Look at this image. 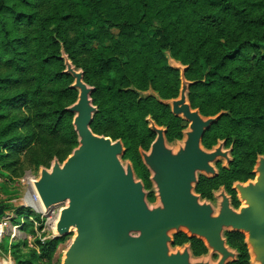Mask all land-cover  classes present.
Instances as JSON below:
<instances>
[{
  "label": "trees",
  "instance_id": "trees-1",
  "mask_svg": "<svg viewBox=\"0 0 264 264\" xmlns=\"http://www.w3.org/2000/svg\"><path fill=\"white\" fill-rule=\"evenodd\" d=\"M61 45L94 89L91 130L121 140L122 159L132 164L137 140L148 139V115L170 129L169 140L180 138L183 120L158 101L175 98L180 89L168 54L194 83L191 108L205 117L224 113L213 125V140L238 143L233 179L255 176L256 157L264 154V0H0V159L6 168L21 155L47 168L46 161L63 162L77 147L71 114L64 111L77 94L63 73ZM149 91L156 97L143 96ZM29 214L17 227L32 235L34 248L26 242L0 247L16 264H56L66 237L41 240ZM35 217L41 231L43 221ZM226 241L237 251L229 264H250L243 234L228 232ZM196 243L193 254L206 253Z\"/></svg>",
  "mask_w": 264,
  "mask_h": 264
},
{
  "label": "water",
  "instance_id": "water-1",
  "mask_svg": "<svg viewBox=\"0 0 264 264\" xmlns=\"http://www.w3.org/2000/svg\"><path fill=\"white\" fill-rule=\"evenodd\" d=\"M166 57L169 67L180 74L179 96L167 101L157 99L168 105L175 117L189 122L190 132L184 148L173 155L165 144L164 129L148 119L150 130L158 137L144 159L160 183L163 206L151 210L132 164L122 163L121 140L112 141L91 130L97 112L91 99L94 89L84 82L83 71L76 69L61 46L63 73L73 79L69 88L77 92L74 104L65 109L73 115L77 147L63 162L54 158L49 168L40 167L39 177L31 183L46 210L65 205L51 237L72 235L60 264L234 263L236 252L227 245L224 232L243 234L250 264H264V156L256 161L254 180L236 186L245 206L231 209L227 199L219 204L222 209H211L209 204L205 208L197 206L196 198L189 194V183L197 170H204L207 176L215 174L210 161L217 154L204 153L201 138L224 113L203 118L198 110H192L188 90L194 83L184 77L187 67L168 54ZM4 215L0 207V217ZM180 230L203 239L217 261L194 259L188 247L171 249V234Z\"/></svg>",
  "mask_w": 264,
  "mask_h": 264
},
{
  "label": "flooded vegetation",
  "instance_id": "flooded-vegetation-1",
  "mask_svg": "<svg viewBox=\"0 0 264 264\" xmlns=\"http://www.w3.org/2000/svg\"><path fill=\"white\" fill-rule=\"evenodd\" d=\"M178 96L179 93L175 98L166 99V100H174L178 98ZM148 97H156V95L154 96L149 95ZM192 110H198L200 116H202L203 118H209L203 116L200 113L199 109L192 108ZM148 119L152 121L158 129L159 128L164 129L163 135L165 138V144L169 148L173 146H177L179 143H181V141L184 138V131H186L189 127V122H186L184 120L179 121V125L181 127L180 138H174L173 140H169L168 136L171 133V131L167 126L157 125L150 115L144 117L143 119V121L146 123V129L149 130V135L147 140L142 138L140 140L139 139L137 140L138 144L136 145L137 147L135 150V158H134L135 160L132 163L133 165L132 167L134 170L136 180L140 182L142 185L146 202L148 204L154 205L156 209H163V206L161 205V201L159 199L160 188H161L160 183L157 182L156 180L157 176L153 171H151V169L146 164L145 159L143 157V154L149 155L151 153L152 145L158 137L156 132L150 130L149 126L151 122ZM215 131H216L215 126H212L208 131L204 133L200 142V148L204 153L206 154L207 153L209 154L211 152L217 153L216 158L213 161H210V166L212 167L215 174L207 176L203 172L204 170H197L194 174V181H191L189 183L190 186L189 194H191L196 198V202H197L196 204H198L197 206L199 208L201 207L205 208L206 204H209L210 205L209 207L211 209H222V207L219 204L223 202L224 199H227L230 208L238 210L242 207V203L239 200V193L236 186H238L239 184H247L249 181L254 180L255 176L245 181L233 179L234 172L237 171V164H238V156H239L238 143L233 140L228 141L227 139L224 138H216L215 140H213ZM206 137L210 138L211 140L205 141ZM125 152L126 150L124 148V153ZM176 154H178V152ZM260 156H264V154L257 155L256 161ZM123 160L128 161V159H124V158ZM256 161H255V165H256ZM255 165L253 166L251 171V173L253 174H254ZM226 233L228 232H224L223 234L225 240H226ZM171 237H172V243L170 245L171 249H177V248L181 249L184 247H188L194 259L203 258L206 255H208V253H210L203 239L191 235V233L186 230H180L176 233L173 232L171 234ZM197 241H199L200 245L206 249V253L199 255L193 254V250L195 245L197 244L196 243ZM229 248L236 252V258H237V251L234 248H231L230 246ZM214 255H213L214 259H217L218 257Z\"/></svg>",
  "mask_w": 264,
  "mask_h": 264
},
{
  "label": "rangeland",
  "instance_id": "rangeland-1",
  "mask_svg": "<svg viewBox=\"0 0 264 264\" xmlns=\"http://www.w3.org/2000/svg\"><path fill=\"white\" fill-rule=\"evenodd\" d=\"M142 29L145 30L150 35L154 34L155 31V29L150 26H143ZM117 33L118 32H115V35ZM163 75H165L166 78L172 77L171 74L163 73ZM149 95L154 96L155 94L147 93L144 94L143 96H149ZM72 120H73V115L71 114L70 125L72 124ZM180 144L181 143H179L178 145ZM177 146H173L171 148L175 150ZM2 153L5 154L4 151ZM146 155L147 154H143V157H146ZM30 159H32L31 156L21 155V157L17 161V164L14 167L12 166L7 168L5 166L6 162L3 159H0V207L4 210L5 213L4 217H0V226H1L0 229H2V235L0 236V246H4V243L7 242L9 244L26 242L29 246L28 249L34 248V238L32 237V235L25 234L17 227V221L19 220L22 223L25 220L26 217L25 214H29V213H30L29 215H31L29 221L34 224V229H36L37 232L36 236L43 241L50 240L53 234L52 233L53 225L51 226V223L54 224V221L56 220L60 209L65 206L63 204L53 207L52 209L49 210L47 214H40L39 212H37L36 210H34L29 206L28 203L29 201L36 200V193L33 189L31 182L39 177L40 167H41V166L39 167L32 165ZM122 161L123 164L126 163L125 160L122 159ZM46 162H47V166L49 167L51 161H46ZM43 166L46 167V165ZM146 204L148 208L151 210L156 208L154 207V205L148 204L147 202ZM20 209H22V213L24 215L19 214ZM37 215H39L40 220L43 221V229L41 231H37L38 222L36 221V217H35ZM19 232H21V234ZM71 239H72V235L67 236L65 240L58 245L56 253L54 255V260H53L54 263L56 264L61 263L64 252L69 246ZM27 251L28 250H23V253L26 254ZM204 260H209L212 263L217 261V259H214L211 253H208V255L205 256ZM0 264H16L12 255L10 253L5 252V250H3L2 247H0Z\"/></svg>",
  "mask_w": 264,
  "mask_h": 264
},
{
  "label": "bare ground",
  "instance_id": "bare-ground-1",
  "mask_svg": "<svg viewBox=\"0 0 264 264\" xmlns=\"http://www.w3.org/2000/svg\"><path fill=\"white\" fill-rule=\"evenodd\" d=\"M189 125H190V123H189ZM188 132H190V128H189V127H188V129L184 132V138H183V140L181 141V144L178 145L177 148H176L175 150L172 149V148H170L172 154H176L177 152H179L180 150H182V149L184 148V146H185V144H186V140H187ZM31 183H32V182H31ZM220 202H221V201H220ZM28 203H29V206H30L31 208H33L34 210H36V211L39 212L40 214H47V213L49 212L48 210H46V209L44 208L43 203H42L38 198H36V200H34V201H29ZM242 206H245V203H244V202L242 203ZM55 223H56V220L54 221V224L51 223V226L53 225V226H52V227H53V231H52V232H54V230H55ZM0 233H2V231H1Z\"/></svg>",
  "mask_w": 264,
  "mask_h": 264
},
{
  "label": "built area",
  "instance_id": "built-area-1",
  "mask_svg": "<svg viewBox=\"0 0 264 264\" xmlns=\"http://www.w3.org/2000/svg\"><path fill=\"white\" fill-rule=\"evenodd\" d=\"M0 228H1V226H0ZM2 231V229H0V232ZM2 235V233H0V236Z\"/></svg>",
  "mask_w": 264,
  "mask_h": 264
},
{
  "label": "crops",
  "instance_id": "crops-1",
  "mask_svg": "<svg viewBox=\"0 0 264 264\" xmlns=\"http://www.w3.org/2000/svg\"><path fill=\"white\" fill-rule=\"evenodd\" d=\"M21 234V232H19Z\"/></svg>",
  "mask_w": 264,
  "mask_h": 264
}]
</instances>
